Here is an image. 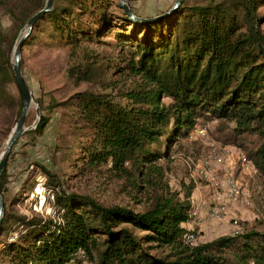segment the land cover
Returning <instances> with one entry per match:
<instances>
[{
	"label": "trees",
	"instance_id": "1",
	"mask_svg": "<svg viewBox=\"0 0 264 264\" xmlns=\"http://www.w3.org/2000/svg\"><path fill=\"white\" fill-rule=\"evenodd\" d=\"M45 1L24 0L31 5L25 23ZM13 2L0 0L10 16L15 15ZM260 2L264 0H183L167 16L133 22L119 0L116 10L110 0H54L40 20L51 22L61 43L71 48L93 43L114 50L106 64L110 79L105 77L101 92H78L72 98L74 123L81 122L90 135L89 143L80 147L77 163L105 165L142 190L160 179L163 170L158 161L169 158L170 148L186 138L199 119L217 120L215 138L241 149L264 181ZM127 4L139 19L168 11L143 16ZM1 30L0 26V42L5 38ZM108 33L113 40H102ZM3 65L16 84L21 109L9 56L3 59L0 49V92L3 78L7 79ZM91 66H86L81 80L93 72ZM76 69L69 71L70 77L80 73V67ZM40 108L36 128L28 134H42L49 122L41 104ZM165 135V148L160 151L157 147ZM40 169L59 191L57 177ZM5 174L4 167L0 194ZM192 188L186 187L182 200L172 194L159 196L142 212L106 207L87 196L60 191L55 205L65 211L61 222L39 216L11 219L24 231L14 241L1 243L0 256L6 260L2 264H72L78 251L91 264H264V220L239 221L241 232L236 235L184 245ZM8 218L3 211L0 236Z\"/></svg>",
	"mask_w": 264,
	"mask_h": 264
},
{
	"label": "rangeland",
	"instance_id": "2",
	"mask_svg": "<svg viewBox=\"0 0 264 264\" xmlns=\"http://www.w3.org/2000/svg\"><path fill=\"white\" fill-rule=\"evenodd\" d=\"M138 13L143 16L157 15L168 10L175 0H126ZM203 1V0H201ZM111 7L116 0H110ZM15 15L10 16L0 6V26L4 37L0 42L3 59L9 56L11 63L15 41L25 29V15L29 14L30 4L24 0H14ZM257 13L264 15V2H260ZM26 10V11H25ZM25 11V12H24ZM264 30V23L262 24ZM13 39V42H12ZM113 40L108 33L102 40ZM12 44L10 50L8 45ZM114 56L112 47L84 43L78 48L61 43L48 20H40L33 27L31 36L24 42L20 55V70L25 83L33 96V104L28 112L25 127L33 130L37 123V110L49 117V122L40 135L28 134L26 131L12 146L5 163L6 180L1 197L4 211L8 214L4 224V233L0 236L1 243L8 241L13 233H22L24 227L11 219L14 217L39 216L37 188L44 183L46 188L54 187L50 179L43 175L40 166L49 170L59 181V191L87 196L103 206H122L142 212L159 196L175 195L179 200L185 196L186 187L192 185L190 192L191 220L183 226L186 231H194L197 244L214 240L220 236L232 235L239 221L254 223L264 220V181L256 171L252 162L247 166H237L235 179L240 187V194L230 205L229 212L220 220L211 221L207 217L208 189L196 175L192 174L190 163L200 161L208 152L209 144L227 147L234 156H245L241 149L232 144H224L215 138L219 125L217 120L199 119L195 127L207 126V136L201 137L189 131L188 137L180 139L170 148L169 158L158 161L162 167L159 180L152 185H146L142 190L133 186L132 179L110 171L105 165L96 167L83 166L77 163L81 145L89 143L90 135L74 121L73 96L78 92H101L102 83L110 79V71L106 64ZM96 60L98 65L91 64ZM90 65L93 72L84 77L86 66ZM4 69L7 68L3 65ZM80 67L79 74L69 76V71ZM12 68V67H11ZM91 70V69H90ZM92 71V70H91ZM0 92V156L11 133L20 111V97L16 84L11 81L8 69L4 72ZM112 78V77H111ZM192 134V135H191ZM191 136V137H190ZM166 135L157 147L160 151L165 148ZM238 153V154H237ZM78 164V167H75ZM42 177V179H41ZM44 179V180H43ZM56 179V178H55ZM53 181V183H56ZM42 180V182H40ZM53 189V188H52ZM55 207H57L55 205ZM197 211L196 214L192 212ZM236 222V223H235ZM139 233V232H137ZM6 261L0 256V264Z\"/></svg>",
	"mask_w": 264,
	"mask_h": 264
},
{
	"label": "built area",
	"instance_id": "3",
	"mask_svg": "<svg viewBox=\"0 0 264 264\" xmlns=\"http://www.w3.org/2000/svg\"><path fill=\"white\" fill-rule=\"evenodd\" d=\"M207 126H197L193 133H197L201 137L207 136ZM192 135V134H191ZM188 137V136H187ZM191 137V136H190ZM238 154V153H237ZM249 161L245 156H234L227 147L215 146L214 143L209 144L207 154L200 161L191 162L192 174L196 175L205 184L208 189L207 197V217L209 220H220L229 212L230 205L240 194V187L235 179V170L237 166H247ZM42 179V177H41ZM44 180V179H43ZM42 182V180L40 181ZM38 195V208L35 206L36 212L40 214L42 219H52L57 222L62 221L64 209L55 207V189L46 188L44 183L39 184L36 190ZM196 214L197 211L192 212ZM191 220V215L190 219ZM188 221V222H189ZM187 222V223H188ZM236 223V222H235ZM238 225L234 228L232 235L240 233ZM13 233L8 241H14L18 236ZM197 244V237L194 231H186L184 236V245L193 247ZM72 264H91L82 251H78L72 260Z\"/></svg>",
	"mask_w": 264,
	"mask_h": 264
},
{
	"label": "water",
	"instance_id": "4",
	"mask_svg": "<svg viewBox=\"0 0 264 264\" xmlns=\"http://www.w3.org/2000/svg\"><path fill=\"white\" fill-rule=\"evenodd\" d=\"M183 2V0H175V2L172 4V6L163 13L162 15H159L155 18L151 19H139L133 13L131 12L127 1L126 0H119V5L123 10L124 15H126L131 21L133 22H148V21H153L156 19H159L161 17L167 16L174 12ZM54 4V0H46L45 4L42 9L34 13L26 22L25 24V29L22 35H19L15 41L13 51H12V61H11V67H12V72L14 75V79L17 83V86L19 88V91L21 93V100H22V106L20 109L19 117L9 134L7 141L5 143V148L4 151L2 152L0 156V178L3 173L5 163L7 161L8 155L11 151L12 146L16 143V141L19 139L21 135H23L26 131H29L31 128H26L25 127V122L26 118L28 115V112L31 108V105L33 104V96L31 91L29 90L27 84L25 83L21 70H20V55H21V50L23 47L24 42L29 38L32 29L35 25V23L40 20L46 13L51 11L52 7ZM37 119H40L39 111L37 110ZM37 120V122H38ZM37 124V123H36ZM36 126L34 127V129ZM3 211H4V203L3 199L0 194V226L2 223L3 219Z\"/></svg>",
	"mask_w": 264,
	"mask_h": 264
}]
</instances>
